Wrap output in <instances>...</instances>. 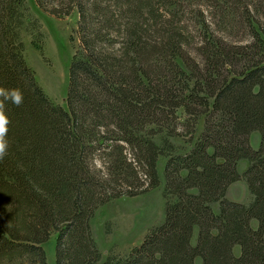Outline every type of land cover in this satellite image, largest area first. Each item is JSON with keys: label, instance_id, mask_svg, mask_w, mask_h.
I'll return each mask as SVG.
<instances>
[{"label": "trees", "instance_id": "obj_1", "mask_svg": "<svg viewBox=\"0 0 264 264\" xmlns=\"http://www.w3.org/2000/svg\"><path fill=\"white\" fill-rule=\"evenodd\" d=\"M35 3L59 18L77 11L83 57L70 67L66 107L55 105L25 60L24 0H0V86L23 93L19 106L7 103L0 264H48L53 236L55 264H264V30L249 8L250 43L231 46L206 30L194 56L182 0ZM180 111L191 137L202 116L205 128L166 165L163 225L127 258L102 263L91 220L112 200L159 186L164 151L153 136L176 133ZM241 179L250 206L225 199Z\"/></svg>", "mask_w": 264, "mask_h": 264}, {"label": "rangeland", "instance_id": "obj_2", "mask_svg": "<svg viewBox=\"0 0 264 264\" xmlns=\"http://www.w3.org/2000/svg\"><path fill=\"white\" fill-rule=\"evenodd\" d=\"M182 4L185 12L181 15V21L189 26L198 40L190 47L194 48L190 50L194 56V46L200 43L198 35L206 30L211 38H221L231 46L251 42L249 21L242 17L245 12L242 9L244 5L255 15L251 22L258 19V24L264 30V0H182ZM236 7L241 9L237 10ZM21 11L20 32L25 60L51 101L55 105L66 107L70 67L73 62L83 57V48L77 33L79 15L74 11L67 17L52 16L42 11L35 0H24ZM179 115L175 126L176 133L165 129L153 136L154 142L164 151L157 164L159 186L138 197L112 200L99 208L91 220L93 238L102 254V263H116L127 258L154 229L163 225L167 202L172 199L165 194L166 165L172 157L190 152L205 128L206 117L202 116L196 122L195 133L191 137L184 128L186 116L183 111ZM259 141V135L253 134V147L257 148ZM248 167V161H241L238 167L240 174L243 175ZM225 199L250 206L253 196L246 180L233 183ZM212 208L219 213L220 204L215 203ZM55 246L56 236L44 244L48 264H55Z\"/></svg>", "mask_w": 264, "mask_h": 264}, {"label": "clouds", "instance_id": "obj_3", "mask_svg": "<svg viewBox=\"0 0 264 264\" xmlns=\"http://www.w3.org/2000/svg\"><path fill=\"white\" fill-rule=\"evenodd\" d=\"M19 106L23 102V93L19 88H5L0 86V161L8 155L9 141L7 139L10 119L6 114L7 103Z\"/></svg>", "mask_w": 264, "mask_h": 264}]
</instances>
